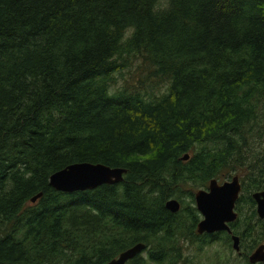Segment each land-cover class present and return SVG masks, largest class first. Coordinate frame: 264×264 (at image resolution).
I'll use <instances>...</instances> for the list:
<instances>
[{"label": "trees", "instance_id": "obj_1", "mask_svg": "<svg viewBox=\"0 0 264 264\" xmlns=\"http://www.w3.org/2000/svg\"><path fill=\"white\" fill-rule=\"evenodd\" d=\"M158 2L0 0V264H106L138 242L127 264H198L188 246L232 247L196 232L194 193L238 172L237 254L264 243V0ZM76 162L126 172L49 185Z\"/></svg>", "mask_w": 264, "mask_h": 264}, {"label": "water", "instance_id": "obj_2", "mask_svg": "<svg viewBox=\"0 0 264 264\" xmlns=\"http://www.w3.org/2000/svg\"><path fill=\"white\" fill-rule=\"evenodd\" d=\"M183 159L188 158L184 154ZM126 168L121 166H108L102 163L76 162L50 174L49 185L61 192H74L93 189L101 184H114L123 179ZM241 184L239 177L233 175L229 180L218 183L216 179H211L208 189H198L194 194L195 206L202 218L197 224V231L212 233L225 230L231 234L228 223L237 218L235 202L239 197ZM41 193L31 197L35 201ZM252 197L256 204V213L259 218H264V190L255 191ZM165 206L172 212L179 208V202L175 198H170L165 202ZM231 246L234 251L239 252V238L231 234ZM145 248V244L138 242L133 246L120 252L117 257L111 259L106 264H125L127 260L134 257ZM264 261V243L259 244L249 255L248 262L256 264Z\"/></svg>", "mask_w": 264, "mask_h": 264}, {"label": "rangeland", "instance_id": "obj_3", "mask_svg": "<svg viewBox=\"0 0 264 264\" xmlns=\"http://www.w3.org/2000/svg\"><path fill=\"white\" fill-rule=\"evenodd\" d=\"M263 142L264 141H262V145H264ZM237 175L241 177L240 172H238ZM225 179L229 180L230 178H226L225 175L219 176L217 181L221 182ZM232 249L216 242L211 246H207L200 252H196L194 246H188L185 254L188 258L190 257L192 261L198 262V264H245L244 259ZM142 254L145 256L144 252Z\"/></svg>", "mask_w": 264, "mask_h": 264}, {"label": "clouds", "instance_id": "obj_4", "mask_svg": "<svg viewBox=\"0 0 264 264\" xmlns=\"http://www.w3.org/2000/svg\"><path fill=\"white\" fill-rule=\"evenodd\" d=\"M171 8V0H159V2L154 5L153 13L157 14L158 12L168 11ZM126 35H129L126 30Z\"/></svg>", "mask_w": 264, "mask_h": 264}, {"label": "flooded vegetation", "instance_id": "obj_5", "mask_svg": "<svg viewBox=\"0 0 264 264\" xmlns=\"http://www.w3.org/2000/svg\"><path fill=\"white\" fill-rule=\"evenodd\" d=\"M225 180H228V179H225ZM225 180H222L221 182H218V183H222L223 181H225ZM241 184V183H240ZM202 189H205V190H207L208 189V186H207V188H202ZM241 190V189H240ZM196 192V191H195ZM195 194V193H194ZM178 201V200H177ZM179 202V201H178ZM194 204H195V201H194ZM196 207V206H195ZM179 208H180V202H179ZM178 208V209H179ZM197 209V208H196ZM176 212V211H175ZM199 213V212H198ZM201 218H202V216H201V214L199 213V219H198V221H197V223H196V228H195V230H196V232L198 233V234H204V233H207V234H211V233H208V232H201V233H199L198 231H197V224H198V222L201 220ZM231 223V222H230ZM230 223H228V225L230 224ZM229 227H230V225H229ZM231 229V228H230ZM223 231H225V230H223ZM225 232H227V231H225ZM213 233V232H212ZM228 233V232H227ZM229 234V233H228ZM231 234H233V232H232V230H231ZM231 234H229L230 236H231ZM231 238V237H230ZM231 243H232V241H231ZM232 247V246H231ZM143 251H144V249L142 250V251H140L139 253H137V254H141V253H143ZM136 254V255H137ZM135 255V256H136ZM117 257V256H116ZM115 258V257H114ZM133 258V257H132ZM131 258V259H132ZM113 259V258H112ZM130 260V259H129ZM110 261V260H109ZM128 261V260H127ZM127 261H126V263L125 264H127Z\"/></svg>", "mask_w": 264, "mask_h": 264}]
</instances>
